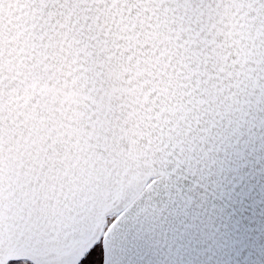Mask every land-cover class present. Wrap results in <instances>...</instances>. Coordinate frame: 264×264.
I'll list each match as a JSON object with an SVG mask.
<instances>
[{
    "label": "snow or ice",
    "instance_id": "snow-or-ice-1",
    "mask_svg": "<svg viewBox=\"0 0 264 264\" xmlns=\"http://www.w3.org/2000/svg\"><path fill=\"white\" fill-rule=\"evenodd\" d=\"M0 264H264V0H0Z\"/></svg>",
    "mask_w": 264,
    "mask_h": 264
}]
</instances>
